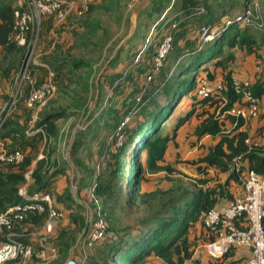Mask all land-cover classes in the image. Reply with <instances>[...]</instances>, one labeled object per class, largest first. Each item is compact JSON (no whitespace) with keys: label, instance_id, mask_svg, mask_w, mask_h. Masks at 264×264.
Listing matches in <instances>:
<instances>
[{"label":"trees","instance_id":"trees-1","mask_svg":"<svg viewBox=\"0 0 264 264\" xmlns=\"http://www.w3.org/2000/svg\"><path fill=\"white\" fill-rule=\"evenodd\" d=\"M171 1L150 0L149 5L140 10L137 18L140 19L147 12L149 16H152L155 11L161 9V6ZM85 5L87 9L83 15L86 13L87 15L79 21L80 23L73 31L82 32L81 36H78L79 39L73 41L67 52L57 48L49 55L48 61L54 73L58 95L89 96L94 90L97 100L100 101L105 95V85L109 83L107 85L115 87V80L119 82L117 81L116 88L110 93L112 99L116 98L121 91H123L121 95H124L129 89V83L133 87L130 89L132 93L128 92V94H133L138 83L144 81V85H151L158 75L160 76L169 65L174 49L177 48L178 53H182L178 58V63L174 66L175 71L164 75V78L157 84L155 92L153 90L145 92L146 96L138 97L135 105L120 115L116 113L113 115L106 107L102 109L100 103L97 108L100 109L99 114L96 116L95 112L90 114L86 130L79 132L74 140L72 149L74 153L88 132L92 131L94 139L97 138L99 141L96 161L92 156H88L87 160L82 156H70V159L83 174L79 182L78 193L88 190L92 194L91 197L100 199L105 209L104 215H106L105 211L111 213V204L115 202L118 203L119 208H127L138 206V203L150 202L151 199H158L157 204L150 208V213L138 220V226L135 228L138 231L136 235L132 234L131 226L123 229L113 226L106 229L111 235L105 240L106 248L101 250L102 258L106 262L110 259L109 264H114V260L122 264H149L147 262L149 258L160 260L163 264H244V260L238 255L240 247L233 246L222 258L213 259L205 255L204 248L202 249L201 246L216 239V232L205 225L206 215L211 210H222L229 203L242 197L244 181L251 172L257 175L264 173V125L259 126L253 135H249L248 131L241 130L245 126L242 118L225 114L244 104L243 94L237 91L235 80H233V66L239 53L244 56L253 55L257 60L264 57V0L174 1L177 9L186 12L189 15L188 18L195 17V20L194 18L182 20L179 25L181 29L178 30L176 36L174 31L171 34L166 33L165 36H172V43L163 66L159 70L155 69L154 60L157 52L154 50L151 54L153 57L147 58L150 60L149 65L144 57L140 64H134V59H132L122 74L115 77L109 76L107 72L116 68L124 59L129 58L128 55L124 57L121 53L131 47L118 50L108 61V69L105 68L102 73L98 72L89 49L101 45V42L98 44L93 40V35L101 30L102 22L95 15V9H90L94 4L90 2ZM196 9H198L197 13L193 12ZM199 9L206 11L198 12ZM235 9H237L236 12L228 14ZM78 11L81 9L74 6V13ZM247 12H250L251 22L244 24L242 29L241 21L237 19L243 18ZM172 22L174 23L173 20ZM199 22L205 23L203 25H211L209 28V33H212L211 39L206 40L203 35L187 38L189 32L195 34L193 25ZM14 23L13 0H0V75H3L7 82L11 80L12 85L16 83L17 75L27 55L25 48L17 46L11 40ZM141 27L142 24L139 22L137 29ZM139 37L140 34L136 36V39ZM39 42L41 43V24L36 47L39 46ZM160 44L161 41L155 46L159 47ZM77 47L81 48L78 60L69 56ZM130 69L134 70L132 77L128 74ZM217 69H221L223 76L222 88L218 89L213 96L200 98L197 92L200 81L199 72L201 70H215L216 72ZM82 82L83 84L79 85ZM75 85L83 88L75 89ZM142 86L143 83L140 87ZM251 91L259 100L260 105H263L264 75L257 78ZM47 107L37 114L35 133L33 132L32 135L27 134V121L32 113V108L29 107H24L27 116L24 117V122L18 120L20 110L9 114L0 129V141L5 145V152L7 154L20 152L23 155V159L18 163L0 161V213L26 202L20 194L22 188L25 189L28 197L40 194L50 195L53 208L63 213L59 223L68 218V227L60 230L51 242L57 249L56 259H58L60 255L75 246L83 231L84 236L88 233V228L82 214L83 207L80 206L83 203H80L74 196L71 190L72 181L67 178L69 163L59 155L61 131L58 121L69 119L74 114L68 112L66 107L55 109L51 105ZM133 112L142 115L145 120L138 121L137 125L130 129L126 127L123 120L130 119L129 116ZM224 114L225 116L221 118ZM261 117L260 112L257 119ZM134 119L139 120L140 117L137 116ZM104 122L107 123L106 128H115V130L124 124L123 132L127 140L117 150L111 148L109 151L106 150V139L102 141L100 139L101 131L106 130ZM193 122L196 124L192 127L193 136L189 142L195 146L200 145V156H202L194 164L202 172L207 173L208 169L214 170L218 175V181L213 185H208L211 179H205L201 183L208 186L190 192L188 196L185 193H177L172 188L167 190L162 185H156L154 191L144 192L142 180L146 168V171H151V173L165 171L171 174L175 171L168 159L174 155L173 149L178 147L177 140L181 129L189 127ZM229 125L233 128L229 129ZM205 137H211L215 142L202 144L201 141ZM247 140H249L248 143ZM176 153L177 151L174 158L177 156ZM142 154L146 158V168L140 164ZM122 176L127 178L126 185L130 189L125 199L121 196ZM64 177L67 178L66 186L60 192L56 191L57 180ZM125 200L126 205H124ZM41 205L44 208L43 212L36 208L26 211L21 220L12 221L10 230L21 241L34 246L37 251L40 249V239L44 235L43 227L48 219L49 208L47 203H41ZM34 231L36 233H33ZM8 233V230H0V242L6 240ZM102 233L105 239V232ZM35 234L42 235L37 244L31 241ZM116 239L118 242L113 243L112 241ZM199 248L205 253L206 259L197 255ZM35 259L38 260L34 257L23 263L30 264L31 262L32 264ZM7 264L22 263L15 261Z\"/></svg>","mask_w":264,"mask_h":264},{"label":"rangeland","instance_id":"rangeland-1","mask_svg":"<svg viewBox=\"0 0 264 264\" xmlns=\"http://www.w3.org/2000/svg\"><path fill=\"white\" fill-rule=\"evenodd\" d=\"M142 0H73L74 6L79 7L81 10H86L87 5L85 3H92V8L90 9H95L96 11V16L101 20L102 22V28L99 32L95 33L93 35V40L97 41L98 44L101 42V45H97L98 47H92L90 48V55H92L91 58H93L95 64V68L98 72L102 73L104 72L105 68L106 70L108 69V64L109 60L113 58V55L120 51L122 48L126 47H131V49H125L121 54L122 56H127L128 59H124L122 63L126 62V67L128 66L129 63H131L132 59H134V64L139 63L142 61L143 57L146 58V63L147 65L150 64V60L147 58H152L151 54L155 50L157 52L158 46H155L156 43L162 42L163 39L165 38L166 33L171 34L173 31L175 33V36L178 33V30L181 29L179 27L180 23L182 20H188V19H193L195 20V17L193 18H188V14L186 12L179 10L176 8V5H174V1L172 0L169 3H166L165 6H161V9L158 11H155V13L152 16L148 15L147 13H144L140 19H138V10L137 6ZM85 2V3H84ZM171 3V4H170ZM179 4V3H178ZM83 5V6H82ZM82 6V7H81ZM197 10H193L197 13ZM203 10L206 11L205 9H199L198 12H202ZM230 10V8L228 9ZM237 9L231 11L228 14H233L236 12ZM140 12V11H139ZM146 12V11H145ZM192 12V13H193ZM87 15H79L78 13H73L71 14L67 21L61 25L62 28L60 33H67L70 36V41H76L78 40V36H81V31H76L72 32L70 29H64V27H67V22L71 20L72 24H79V21H82L84 17ZM264 16V15H263ZM81 19V20H80ZM174 21V23L172 22ZM142 24V27L140 29H137L138 25ZM170 22V23H169ZM173 24H172V23ZM169 23V24H168ZM170 24H172L171 28L169 29ZM205 23L199 22L196 23V25H193L195 27V34L189 32L190 37H200L203 34H206V40L212 38V33H209V28L211 25H203ZM228 25V23H226ZM243 23H241L242 29ZM246 25V24H245ZM244 25V26H245ZM82 26V25H81ZM230 26V25H229ZM168 27V28H167ZM142 29V30H141ZM141 30V33H140ZM140 34V37L136 39V36ZM115 35V36H114ZM173 35V34H172ZM77 36V37H76ZM204 36V35H203ZM111 39V40H110ZM198 39V38H197ZM110 40L109 42H107ZM136 40V41H133ZM196 40V39H193ZM40 41V39H39ZM103 42V43H102ZM107 42V43H106ZM155 42V43H154ZM64 45L62 46V50L64 52H67V49L70 47H67L69 40L64 41ZM39 42V46L36 47V54L40 53H45L48 51V49L41 47ZM105 44V45H104ZM264 44V41H263ZM38 45V44H37ZM50 45H51V40H50ZM262 45V44H261ZM264 46V45H263ZM40 49H42L40 51ZM59 52V51H58ZM94 52V53H93ZM63 54V52H60ZM81 53V48L77 47L75 48V51H72L69 56L75 57L77 60L79 59V54ZM93 53V54H92ZM181 52L178 53L177 48L172 51L171 54V59L169 62V65L164 69L160 76L155 79V81L150 85L148 84L147 86L144 85V81L138 83L137 87L134 88L135 93L133 94H128V92L132 93L130 89L133 87L131 83H129V86L126 91V97L125 94L121 95V92H119L118 96L116 98L112 99V95L110 94L111 91L114 90L117 86V81L115 80V87H110L109 83L106 84L107 89H104L105 95H103V100L100 99V101L97 100L96 96V91H92V95L86 96V95H81V96H65V95H58L56 96L49 102V105L53 106L52 108H59V107H66L67 111L70 113H73L74 115L71 116L69 119H61L58 121V125L61 131V141L59 143V155L63 156L69 163H71L70 156H82L85 158V160L89 159L88 156H92L94 161H96V158L98 157V152H97V146H98V140L97 138L94 139V133L91 131V133L88 132V135H85V139L80 142L78 146V150H76V153L72 151L74 148V140L76 138V135L79 132H83V130H86L88 122H89V116L91 113L95 112V116L99 114V110L97 109L98 106L101 105L102 109L108 108L109 112L114 115V113L117 114H122L124 111L126 112L128 108H132L133 105H135L136 100L138 97L144 96L145 92H152V90L156 91L157 90V84L160 83L161 79L164 78V75L169 73L172 74L173 71H175V64L178 62V58H180ZM45 57H49L47 55H43ZM67 56V55H66ZM39 58V56H38ZM39 58L38 60H40ZM257 61H260L258 59ZM261 63H257L256 65L252 66L251 70H255V68H258V71L261 70ZM243 71L239 68L240 71L245 73V75L248 74L249 70H246L242 68ZM257 71V70H256ZM97 72V74H98ZM128 73L130 77L134 75V70L130 69ZM93 73V72H92ZM221 69H217L216 72L215 70L209 71V70H204L199 72V77L200 80L203 81V86L206 88H213L217 89L218 84L213 81H215L217 78L220 77ZM79 74V73H78ZM82 77V75L80 76ZM98 77V75H97ZM112 81V80H111ZM109 81V82H111ZM122 81V80H121ZM81 82V81H80ZM114 82V81H113ZM119 82V81H118ZM143 83V86L141 84ZM80 83L79 85H82ZM17 87H15L14 91H12L9 95L6 96H0V102H2L0 106V111L4 109L3 111V116L6 115V117L9 114L17 113L21 110L20 116H19V121L24 122L23 119L26 116L25 108H28L26 106V100L28 98V87L26 85H23L26 93L23 95L17 93V89L19 87V82H17ZM75 89L78 88H83L82 86H74ZM85 91V89H84ZM154 91V92H155ZM80 92V91H77ZM132 95V96H131ZM146 96V95H145ZM132 97V98H130ZM112 99V100H111ZM102 100V101H101ZM57 103H54V102ZM99 102V104H98ZM186 102V101H185ZM45 107L44 109H47L48 107ZM19 107V108H18ZM101 109V110H102ZM24 112V113H23ZM38 113H40L38 111ZM36 110L32 109L31 117L29 121H27V132H30L31 135L34 132V126L36 123V120L38 118V114ZM111 115V116H113ZM136 115V116H135ZM36 116V118H35ZM135 116V117H134ZM140 117L139 120H136L133 118ZM94 117V116H93ZM130 119L123 122L126 124V127L134 128L138 121L143 122L145 118L142 115L134 114V112L129 116ZM174 119V118H173ZM171 120V122L173 121ZM26 121V119H25ZM93 121V120H92ZM91 121V123H92ZM105 122H108L105 120ZM104 122V128H106V124ZM196 124V122H193L189 127L182 128L181 131L179 132L178 136V147L176 149H173V154L175 155V152L177 151L176 155L174 158V155L169 157L168 162L169 164L173 165L174 167V172L169 174L168 172L162 171V172H156V173H151V171L147 172L146 167H147V162L146 158L143 157V154L141 155L140 158V164H143V166L146 168L142 180V189L144 192H151L155 190L156 185H162L163 188L167 189H173L177 193H185L187 196L189 195L190 192L197 191L200 188H206L209 184H214V182L218 181V175L214 170H209L208 169V174L204 171H199V167L194 164L196 160H199L202 156H200L201 153V148L200 145H194L191 142H189V139H191L192 135V127ZM124 129V124H122L117 130L115 128H106V130L101 131L100 133V139L101 141L103 139H106V150L108 151L111 149L117 150L118 148L123 146V143L127 140L126 135L123 132ZM188 141V142H187ZM192 141V140H191ZM194 145V146H193ZM106 153V151L104 152ZM180 159V160H179ZM91 160V157H90ZM130 160V159H129ZM190 162H193V164H189ZM106 163V162H105ZM100 172V170H99ZM180 172V173H179ZM76 179L74 177V174L71 173V181ZM205 179H211L210 183L207 184H202L201 181ZM121 186L123 187L122 189V198L125 199V197L130 193V189L127 187V178L122 176L121 179ZM77 182H73L71 185V190L73 194L76 196L78 200H82L85 202L83 203L82 206V214L84 215L86 219V225L88 228V233L84 236V231L80 234L79 239L75 246H73L70 250L67 252L63 253L60 255V258L54 260V263L51 264H63L66 261H74V262H79L80 259L85 258V261L87 264H109L110 259L107 260V262L102 258L101 255V250L106 248V238L111 235L110 231L108 228L110 227H118V229H123L126 226H131V231L133 235H136L138 231L135 229L137 225V222L140 218L148 215L150 213V208L156 205V200H150L152 202H143V203H138V206L135 207H121L119 208L118 203L115 202L111 204V213L108 211H105L106 215H104V206L101 202L100 199L97 197H91L92 194L88 191L85 190L82 193H78V186ZM75 192V193H74ZM85 194V197L82 198L81 195ZM168 197V196H167ZM164 197V198H167ZM161 199V198H159ZM155 201V202H154ZM126 200L124 201V205H126ZM68 220V218H66ZM67 220L61 221L54 231L53 234L50 235L48 240L52 242L53 238L58 235L59 231L62 229H66L68 227V222ZM105 228V230L103 229ZM96 230L99 231V239L96 243H92L91 246L89 247H84L82 246L83 242L86 241L91 235L96 234ZM105 232V239L103 237V233ZM33 233H36L34 231ZM42 235L40 234H35L32 236L33 240H35V244L38 243L39 238ZM84 237V238H82ZM104 239V240H103ZM103 240V241H101ZM101 241V242H100ZM100 242V243H98ZM114 242H118V239H116ZM98 243V244H97ZM94 244V245H93ZM124 244V243H123ZM93 245V246H92ZM96 245V246H95ZM201 246V245H200ZM201 248H204V244L201 246ZM205 253L199 248L197 251L198 256H203L206 259V256L204 255ZM113 262V261H112ZM149 264H158L160 260H157L155 258H149L147 261ZM114 264H122L120 262H117L114 260ZM31 264V263H30ZM32 264H43L39 260H34Z\"/></svg>","mask_w":264,"mask_h":264},{"label":"built area","instance_id":"built-area-1","mask_svg":"<svg viewBox=\"0 0 264 264\" xmlns=\"http://www.w3.org/2000/svg\"><path fill=\"white\" fill-rule=\"evenodd\" d=\"M13 5L15 23L11 40L27 51L17 75L16 83L19 82V87L23 85L28 87L26 106L38 113L55 97L57 91L53 71L46 64L40 63L36 54L41 20L45 17H51L61 24L65 23L68 17L74 13V3L71 0H13ZM84 11L81 10L76 13L82 15ZM249 15L250 12H247L243 18L237 20L243 24H248L251 22ZM203 35L205 38L206 34ZM171 43L172 36L167 35L158 47L154 60L156 70L163 66V62L171 49ZM33 66H42L48 70L44 80H39L31 73ZM234 84L237 91L242 92L244 104L225 114L228 113L242 118L246 126V124L259 117L261 105L251 91L250 82L236 80ZM221 88L222 85H218L217 89L206 88L203 86V81L200 80L197 92L200 98H207L213 96ZM3 111L4 109L0 111V129L6 119V115H2ZM27 134L31 135L30 132H27ZM248 142L249 140H247ZM22 159L23 155L20 152L7 154L5 149L0 151V161L18 163ZM20 194L25 198V203L0 213V230L9 231L6 240L0 242V264L15 261L23 263L32 260L34 257L43 264L53 262L56 260L58 252L55 245L48 238L58 227L63 213L53 208L51 197L48 194L28 197L24 188L20 189ZM41 203H47L49 208L48 219L43 227L44 235L40 239V249L37 251L34 246L24 243L10 230L12 229V221L14 219L21 220L26 211L36 208L43 212L44 208ZM263 221L264 173L257 175L251 172L244 181V195L242 197L229 203L222 210H211L206 215V227L216 232L215 241L205 245L207 254L213 259H220L227 253L229 248L233 246L242 247L247 248L251 253L247 264H264ZM95 232L96 234L91 235L83 242V248L91 246L94 241L100 238L99 231L96 230ZM84 263H86L85 258H82L79 262L68 261L66 264Z\"/></svg>","mask_w":264,"mask_h":264},{"label":"crops","instance_id":"crops-1","mask_svg":"<svg viewBox=\"0 0 264 264\" xmlns=\"http://www.w3.org/2000/svg\"><path fill=\"white\" fill-rule=\"evenodd\" d=\"M70 21L71 20H69L67 22L68 25H67V27H64V29H70V31H72L75 28L76 24H72V22H70ZM64 25H61V23H59L57 20H55L53 18H42V20H41V44H40V46L48 49V51H46L45 53L38 54L39 58H41L38 61L42 64H46L48 66V68H50L51 70H52V67L48 61L49 57H45L43 55L49 56L57 48L63 49L62 46L65 44L64 41L69 40L67 47L71 48L72 41H70V36L67 33H63V32L60 33L61 32L60 28H62L61 26H64ZM187 38H190V36L188 35ZM50 40H51V45H50ZM70 48H68V49H70ZM41 50L42 49H40V51ZM257 63L258 64L261 63L260 64V66L262 67L261 70L258 71L257 67L255 68L254 71L251 70L252 66L256 65ZM125 67H126V62L125 63L121 62L116 68L110 69L107 72V74L109 76H113V77L118 76L119 74H122ZM250 67H251V69H250ZM239 68L242 71H243L242 68L249 70L248 74L245 75V73L240 71ZM47 72H48V70L42 66H33L31 68V73L33 75H35L41 81L44 80V78L47 76ZM262 75H264V57L260 61H257L256 57L253 55L244 56L243 54L239 53L238 59H237L235 65L233 66V80H235V81L236 80L248 81V82H250L251 86H254L257 78L262 76ZM215 82L218 85H222L223 76L221 73H220V77L217 78L215 81H213L214 84H215ZM16 84L17 83L14 82V84L12 85L11 80H9L7 82L6 78L3 75H0V96L9 95L12 91H14L15 87H17ZM105 89H107V86L105 87ZM16 91H17V93L20 92L21 95L26 93L23 86L18 87V89ZM98 93L99 92L97 89V94ZM1 104H2V102H0V106H1ZM261 113H262L261 118L256 119V120H252L250 123L246 124V126H244L241 130L248 131L249 135H253V133L256 131V129L259 126L264 125V103H263V105H261ZM231 128H233V126L229 125V129H231ZM212 140H213V138H211V137H205L201 141V143L202 144L203 143H206V144L207 143H214L215 141L213 142ZM260 140H259V142H260ZM3 149H5V145L2 141H0V151ZM39 157H41V156H39ZM68 163H69V161H68ZM71 173L74 174V177L76 178L75 182H77V184H78L77 186H79V182H80V179L83 178V174L80 173L79 169L73 164L72 161H71V163H69V166L67 169V176H68L67 178L69 181H71ZM67 178L64 177V178H60L59 180H57L56 188H55L56 191L60 192L66 186V183H67L66 179ZM73 182L74 181L72 180V184H73ZM81 197L84 198L85 194H82ZM78 201L80 203L85 204V202L82 200H78ZM31 241H32V243H35V240H33V238ZM205 245H204V251L206 253L205 255L208 257L209 255L207 254V251L205 249ZM238 255L240 256V258H242L244 260V264H247L251 253L247 248L240 247L238 249ZM22 264H25V263H22ZM158 264H163V263L160 261Z\"/></svg>","mask_w":264,"mask_h":264},{"label":"water","instance_id":"water-1","mask_svg":"<svg viewBox=\"0 0 264 264\" xmlns=\"http://www.w3.org/2000/svg\"><path fill=\"white\" fill-rule=\"evenodd\" d=\"M149 3H150V0H142V1L138 4V6L136 7L137 10H138V13H139V11H140L141 9L147 7V6L149 5Z\"/></svg>","mask_w":264,"mask_h":264}]
</instances>
